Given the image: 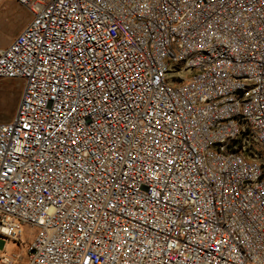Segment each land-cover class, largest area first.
<instances>
[{
    "label": "built area",
    "instance_id": "obj_1",
    "mask_svg": "<svg viewBox=\"0 0 264 264\" xmlns=\"http://www.w3.org/2000/svg\"><path fill=\"white\" fill-rule=\"evenodd\" d=\"M7 1L0 264H264V0Z\"/></svg>",
    "mask_w": 264,
    "mask_h": 264
},
{
    "label": "rangeland",
    "instance_id": "obj_2",
    "mask_svg": "<svg viewBox=\"0 0 264 264\" xmlns=\"http://www.w3.org/2000/svg\"><path fill=\"white\" fill-rule=\"evenodd\" d=\"M28 12L14 1H7L0 4V49L5 48L14 37L29 22ZM22 92V82L20 80L0 79V123L8 122L14 117ZM24 239L30 243L33 231L25 227L23 229ZM1 247V243H0ZM13 254L21 255L22 259L16 264H26L23 250L17 243L9 244L5 248Z\"/></svg>",
    "mask_w": 264,
    "mask_h": 264
}]
</instances>
